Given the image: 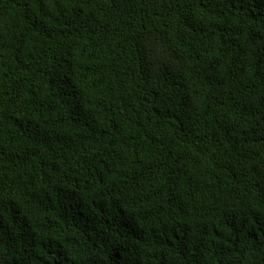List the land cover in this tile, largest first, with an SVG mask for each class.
Masks as SVG:
<instances>
[{
    "label": "trees",
    "instance_id": "16d2710c",
    "mask_svg": "<svg viewBox=\"0 0 264 264\" xmlns=\"http://www.w3.org/2000/svg\"><path fill=\"white\" fill-rule=\"evenodd\" d=\"M0 264H264V0H0Z\"/></svg>",
    "mask_w": 264,
    "mask_h": 264
}]
</instances>
